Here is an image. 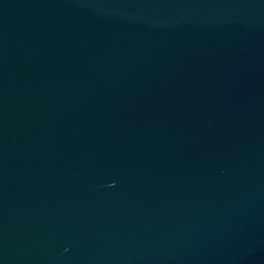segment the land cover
<instances>
[{"label":"water","instance_id":"1","mask_svg":"<svg viewBox=\"0 0 264 264\" xmlns=\"http://www.w3.org/2000/svg\"><path fill=\"white\" fill-rule=\"evenodd\" d=\"M0 264H264V0H0Z\"/></svg>","mask_w":264,"mask_h":264}]
</instances>
